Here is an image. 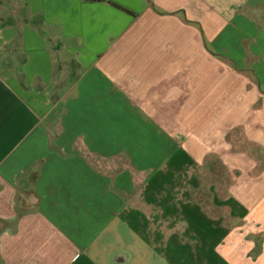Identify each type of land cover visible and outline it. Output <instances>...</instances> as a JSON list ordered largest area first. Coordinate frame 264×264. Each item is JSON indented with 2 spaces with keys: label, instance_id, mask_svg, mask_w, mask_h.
I'll list each match as a JSON object with an SVG mask.
<instances>
[{
  "label": "crops",
  "instance_id": "0c3cea01",
  "mask_svg": "<svg viewBox=\"0 0 264 264\" xmlns=\"http://www.w3.org/2000/svg\"><path fill=\"white\" fill-rule=\"evenodd\" d=\"M0 264H264V0H0Z\"/></svg>",
  "mask_w": 264,
  "mask_h": 264
},
{
  "label": "trees",
  "instance_id": "16d2710c",
  "mask_svg": "<svg viewBox=\"0 0 264 264\" xmlns=\"http://www.w3.org/2000/svg\"><path fill=\"white\" fill-rule=\"evenodd\" d=\"M93 1H96V0H93Z\"/></svg>",
  "mask_w": 264,
  "mask_h": 264
}]
</instances>
